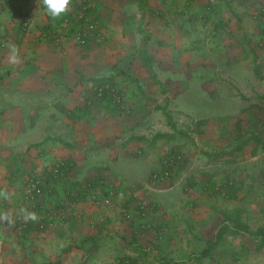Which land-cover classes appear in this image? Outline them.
Wrapping results in <instances>:
<instances>
[{
    "label": "crops",
    "instance_id": "1",
    "mask_svg": "<svg viewBox=\"0 0 264 264\" xmlns=\"http://www.w3.org/2000/svg\"><path fill=\"white\" fill-rule=\"evenodd\" d=\"M13 1L0 0V264L259 258V237L251 249L230 215L264 179L245 169L251 150L264 148L255 117L264 108V0H90L100 44L76 43L66 30L58 44L43 35L55 21L43 0ZM76 7L70 0L56 18L73 20ZM102 73L122 86L128 113L96 97ZM193 89L238 104L234 119L199 121L186 95ZM169 152L183 161L169 179L149 183ZM60 160L71 172L53 178ZM30 178L42 180L41 197H28ZM96 178L137 185L157 204L158 225L141 230L117 200L93 202L92 193L106 195L88 187ZM27 210L37 219L20 231ZM42 213H51L45 228Z\"/></svg>",
    "mask_w": 264,
    "mask_h": 264
},
{
    "label": "built area",
    "instance_id": "2",
    "mask_svg": "<svg viewBox=\"0 0 264 264\" xmlns=\"http://www.w3.org/2000/svg\"><path fill=\"white\" fill-rule=\"evenodd\" d=\"M10 2V0H8ZM88 5L85 4L81 8L78 16L83 18L88 9ZM211 7H208L210 10ZM262 16H263V25H264V4L262 5ZM99 29V26L93 21H90L89 31L95 32ZM81 36L82 42H87L88 34L83 33ZM49 37V36H48ZM56 43L60 42V37L54 36L53 38ZM104 39V33L100 30L97 33V40L102 42ZM95 95L99 99H110L120 110L128 113L130 108L128 106L125 92L121 85L109 82L102 81L95 86ZM183 155L180 152H169L163 158L162 170H155L149 183L155 184L158 182H163L171 177L172 168L183 161ZM71 165L67 161L60 160L54 164L50 171V175L53 178H63L71 172ZM88 187L98 188V190H104L106 195L103 198H99L98 194L92 193L91 199L96 204H102L104 206H111L114 204V201L117 200L124 209V219L128 222L138 225V228L141 230H148L154 228L158 225L157 213L159 211L158 206L152 200L142 196L139 193V188L137 185H132L128 188H120L117 183L109 182L105 178H96L88 182ZM27 192L29 198H39L44 194V185L40 178H30L27 184ZM33 213L31 210L25 211L20 218L19 230H27L31 224L35 223V220L25 219V213ZM48 218H51V213H42L41 218L37 223V226L40 228H45L46 221Z\"/></svg>",
    "mask_w": 264,
    "mask_h": 264
},
{
    "label": "rangeland",
    "instance_id": "3",
    "mask_svg": "<svg viewBox=\"0 0 264 264\" xmlns=\"http://www.w3.org/2000/svg\"><path fill=\"white\" fill-rule=\"evenodd\" d=\"M71 1H73V3L77 6L76 14H78L79 9L81 8L84 2L93 5V3L90 0H71ZM71 21H72L71 19H65L64 28L68 29L69 25L72 24ZM64 36L65 35H63V38ZM74 40L76 41V43H78L77 38L75 36H74ZM261 44H262L261 48L264 49V25L262 30ZM89 46L93 47L94 45L91 44ZM84 54L88 55L89 52ZM143 57L145 58L146 55H144ZM236 64L234 66H241V63H239V65ZM96 79H98L99 81H106V80L113 81L110 77H108V75L104 73H102V75L100 74ZM186 95L190 99L191 97L194 98L192 101H195V104L192 103L190 107L192 110L196 112L199 121L212 123L214 121L218 122V120L221 119L224 120L228 118L231 119V121L232 119H234L232 112L233 110L237 109L238 104L237 105L232 104L229 100L227 101L226 99H222L218 94H215V98L210 99L209 94L205 93L203 90L197 91L196 89H193L190 90ZM259 101L261 100H257V103ZM255 117H257V123L264 128V108H260L258 110V114ZM245 166H246L245 169L250 174H253V176H256L257 178L259 176L260 177L262 176L264 178V148L258 146V148L256 147L255 149H252L251 156L249 157V162L245 163ZM230 181L232 180L230 179ZM233 183L234 182L232 181V183L230 182L229 184L232 185ZM243 198H244V202H242V207H241L242 209L239 207L236 208L235 210H233L234 211L233 215H230V217L235 220L234 221L235 223H239L238 225L244 232L241 234H243L242 236L247 240L248 244L251 245V249H252L256 247V244L258 245V242L256 241V238H258L257 237L258 230L260 228H264V179H261L259 183H257V180H255V182H253V184H251L249 188L246 189V194ZM258 253H259V258L253 259L252 264H264V248L259 247Z\"/></svg>",
    "mask_w": 264,
    "mask_h": 264
},
{
    "label": "trees",
    "instance_id": "4",
    "mask_svg": "<svg viewBox=\"0 0 264 264\" xmlns=\"http://www.w3.org/2000/svg\"><path fill=\"white\" fill-rule=\"evenodd\" d=\"M4 1L11 3V4H14L13 0H10V2L7 0H4ZM85 4H89V3L84 2L82 4L81 8ZM81 8L79 9V12H80ZM79 12H78V14H79ZM78 14L75 15V17L71 21L72 24L69 25L68 29L64 28V26H65L64 22H60L57 18H55V19L53 18L52 20H55V21H53V22L51 21L50 24H47L46 26H44L43 35L45 37L49 36L48 38H50L53 35L60 37V39H61L60 42H61L64 34H71L72 36H75L77 38L78 43L82 44L84 42H82L80 35H82L83 33H87L88 34L87 42L94 43V44L102 43V42L97 40V33H99L101 30L100 27H99V29L97 28V30L95 32L89 31V25H90V21L92 19L99 26L98 19H97L98 18L97 12L94 9V7L92 5H88V9H87L86 14L83 18H79ZM64 30H66V31L64 32ZM63 32H64V34H62ZM87 42H85V43H87ZM146 61H148L147 57H145V59H144V62H146ZM122 70L125 71V69H122ZM106 81H108V80H106ZM58 179H60V178H58ZM257 237H259V247L264 248V228H260L258 230Z\"/></svg>",
    "mask_w": 264,
    "mask_h": 264
},
{
    "label": "clouds",
    "instance_id": "5",
    "mask_svg": "<svg viewBox=\"0 0 264 264\" xmlns=\"http://www.w3.org/2000/svg\"><path fill=\"white\" fill-rule=\"evenodd\" d=\"M43 4L46 8L47 13L53 17H60L62 14L66 13L69 8L70 0H43ZM26 220H36L37 216L33 213H25Z\"/></svg>",
    "mask_w": 264,
    "mask_h": 264
}]
</instances>
